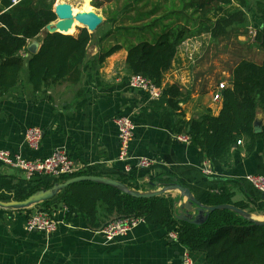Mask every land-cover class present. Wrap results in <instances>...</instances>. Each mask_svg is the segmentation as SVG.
<instances>
[{
	"label": "crops",
	"instance_id": "0c3cea01",
	"mask_svg": "<svg viewBox=\"0 0 264 264\" xmlns=\"http://www.w3.org/2000/svg\"><path fill=\"white\" fill-rule=\"evenodd\" d=\"M113 1L116 5L119 3L118 9L114 4L103 5L98 6L103 12H95L102 16V23L110 25L108 31H148L154 35L176 26L199 29L206 20L211 21L209 24L214 22L221 15L218 7H223L206 0ZM256 1L264 2L247 0L245 25L229 30L262 27L254 16ZM109 8L112 13L106 18ZM119 17L123 23H119ZM44 34L43 30L27 42L20 52L24 64L17 84L0 96V151L28 159H44L56 151H63L81 167V172L118 182L126 180L124 185L139 192L160 190L163 186L159 179L170 177L173 184L189 190L191 196L204 205L209 193L223 189L232 195L233 203L246 204V211L254 220L264 219V212L259 211L264 200L245 181L247 176L264 177V149L260 137H256L252 153L245 151L244 140L233 148L225 165L212 159L199 163L197 149L175 139L180 135L174 133L176 112L129 87L132 74L125 65L128 46L108 41L107 33L104 37H93L92 34L76 83L63 80L34 91L28 79L27 60L33 55L28 49H33L36 54ZM113 45H119L121 49L98 64V54ZM261 50L263 59L264 50ZM185 62V54L178 48L171 69L163 76L162 88L173 84L180 88L186 97L179 103L185 121L197 118L207 110L217 115L222 100L213 102L212 96L218 84L229 87L231 76L224 79L218 75L207 77L204 83L207 95L202 97L199 94L202 80L195 78V74L183 73ZM119 116L128 117L135 126L128 150L129 160L125 163L117 161L119 146L114 121ZM263 120V114L258 110L257 132ZM30 128L43 131L40 146L35 151L24 144V134ZM142 159L148 166L138 165ZM203 163L210 175L203 172ZM0 174L25 180L22 173L1 164ZM151 182L154 188L148 189ZM161 196H170L179 202L177 191ZM50 210L57 231L45 238L40 232H27L25 228L28 215L43 211L39 205L23 211L0 208V264H182L186 256L191 264H206L203 253L190 252L177 241L168 239V232L163 228L145 223H139L124 237L105 243L99 229L109 221L125 217L116 211H107L102 203H97L95 228L86 226L82 217L67 218L62 205Z\"/></svg>",
	"mask_w": 264,
	"mask_h": 264
},
{
	"label": "trees",
	"instance_id": "16d2710c",
	"mask_svg": "<svg viewBox=\"0 0 264 264\" xmlns=\"http://www.w3.org/2000/svg\"><path fill=\"white\" fill-rule=\"evenodd\" d=\"M206 1L223 6L218 7L221 15L214 22L209 24L211 21L206 20L199 25V29L194 30L178 26L163 30L156 34L153 43H130L125 65L130 74H139L162 89L157 102L176 112L174 133L189 134L190 144L197 149L199 163L212 159L225 165L231 150L241 145L243 140L247 154L254 151L256 137L261 138L264 149V120L258 132L254 128L258 110L264 117V58L261 62L241 59L236 63L230 72V85L222 92L217 115L207 110L197 118L185 121L179 103L185 101L186 97L180 88L175 84L162 88L163 76L171 69L177 49L184 41L203 35H208L212 40L219 39L226 36L230 28L245 25L247 0ZM53 5L54 0H20L16 5H11L9 0L1 1L0 96L17 84L24 64L20 52L27 42L56 20ZM254 16L262 25L256 29L254 43L264 50L263 1L255 2ZM75 27L65 33L67 35L45 33L38 52L27 60L28 79L34 91L49 83L78 81L92 34L81 29L76 36H71ZM119 49L121 46L113 45L98 54L97 63H102ZM82 175L98 176L91 172H79L57 179L34 178L25 181L0 174V202H22L39 191ZM121 182L126 184V180ZM158 182L163 187L173 185L170 177L160 178ZM147 188L153 189L154 184L149 183ZM231 198V194L219 189L209 193L206 205H233L244 211L248 209L246 204L233 203ZM97 203H102L109 212L116 211L125 218H140L147 225L174 232L177 242L190 252L203 253L206 264H264V226H257L230 211H214L202 224L191 225L175 220V201L170 196L135 199L112 187L92 182L70 185L39 206L50 214L51 207L62 205L67 218L82 217L86 226L95 228ZM260 211L264 212V202Z\"/></svg>",
	"mask_w": 264,
	"mask_h": 264
},
{
	"label": "built area",
	"instance_id": "2783aa9c",
	"mask_svg": "<svg viewBox=\"0 0 264 264\" xmlns=\"http://www.w3.org/2000/svg\"><path fill=\"white\" fill-rule=\"evenodd\" d=\"M20 0H9L11 5H16ZM255 32L251 35L255 37ZM198 38L188 39L184 41L179 48L185 54L187 60L192 61L193 56L199 48ZM129 87L133 90L144 92L148 100H159L162 94V89L158 88L153 82L139 74H132L129 78ZM224 83L217 86L216 92L212 96L213 102L222 100V92L226 89ZM117 128V138L119 153L117 161L125 163L129 160L128 150L133 139L135 126L128 117L119 116L114 121ZM43 138V131L39 128H30L24 134L25 147L31 151L39 148ZM175 139L184 144H190V136L187 133L177 135ZM0 164L5 167L12 168L24 175L25 180L34 178H51L57 179L61 176H74L81 172V167H78L63 151H56L51 156L44 159H28L19 154H11L7 151H0ZM138 165L141 167L148 166L145 159L139 160ZM203 172L210 175V170L203 163ZM128 171V170H127ZM245 181L260 195L264 200V177L263 176H247ZM139 223H143L140 218H120L109 221L106 225L99 229L105 243H112L116 239L124 237L128 232L135 228ZM27 232H40L45 238L51 237L57 231V223L52 218L51 214L45 211H35L27 216L26 225ZM167 238L177 241L174 232L170 231ZM182 264H191V261L186 256L182 259Z\"/></svg>",
	"mask_w": 264,
	"mask_h": 264
},
{
	"label": "water",
	"instance_id": "95a60500",
	"mask_svg": "<svg viewBox=\"0 0 264 264\" xmlns=\"http://www.w3.org/2000/svg\"><path fill=\"white\" fill-rule=\"evenodd\" d=\"M53 13L56 20L52 23H49L44 28L45 33L50 35H67L65 33H67L73 27L74 22L78 23L81 29H86L88 33L92 34L103 22L102 16L96 14L94 11L73 14L72 6L66 3L55 4L53 7ZM28 50L31 54H34L33 49ZM257 124V121H254V128L257 127ZM82 182H92L109 186L118 190L120 193L135 199H150L161 196L167 192L177 191L179 194V202L176 201L173 205V217L177 221L185 222L191 225L198 226L202 224L207 219L209 214L214 211L226 210L233 212L244 220L254 223L257 226H264V220H254L247 211L241 210L233 205H204L193 198L189 190L181 187L178 184L164 186L157 191L148 190L139 192L128 188L121 182L99 176H76L64 181L63 183H57L48 190L39 191L22 202H0V208L16 211L27 210L54 198L64 188ZM181 200H183V202H181Z\"/></svg>",
	"mask_w": 264,
	"mask_h": 264
},
{
	"label": "rangeland",
	"instance_id": "374dc122",
	"mask_svg": "<svg viewBox=\"0 0 264 264\" xmlns=\"http://www.w3.org/2000/svg\"><path fill=\"white\" fill-rule=\"evenodd\" d=\"M82 2L83 0H54V5L66 3L70 4L72 8L74 7L80 10ZM88 3L94 12L98 11L99 7L103 5H116V2L113 0H88ZM115 8H119V3H117ZM99 11L103 12L104 10L100 9ZM111 13V9L109 8L105 17L109 18ZM119 20V23H123L121 18ZM109 28V24L102 23L97 30L92 33L93 37H104L107 33L108 37L106 38L108 41H111L113 44L120 42L125 46H128L130 43H138L141 41H147L149 43L155 41L156 35H154L153 32L108 31ZM79 30H81L80 26H76L73 34L76 32L79 33ZM253 31L256 30H250L249 28L232 29L229 30L226 36L219 39L211 40L208 35H203L198 38L199 48L197 49V53L194 54L192 61L186 59V64L183 65L182 71L184 74H195V78H200L202 80L199 86V94L202 95V97L207 95L206 84H204L207 77L218 75L221 79H224L226 76L230 75L232 68L241 59H250L254 62H260L262 60V50L256 44L252 43L254 36L251 35V32Z\"/></svg>",
	"mask_w": 264,
	"mask_h": 264
},
{
	"label": "bare ground",
	"instance_id": "6f19581e",
	"mask_svg": "<svg viewBox=\"0 0 264 264\" xmlns=\"http://www.w3.org/2000/svg\"><path fill=\"white\" fill-rule=\"evenodd\" d=\"M90 11H93V10H92V8H90L88 6L87 0H83L80 10H77L73 7V14H77L79 12H90ZM73 26H80V25L78 23L74 22Z\"/></svg>",
	"mask_w": 264,
	"mask_h": 264
}]
</instances>
